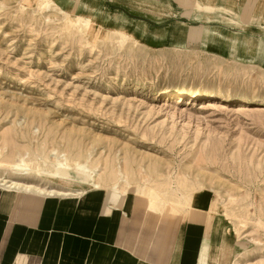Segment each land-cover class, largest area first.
I'll list each match as a JSON object with an SVG mask.
<instances>
[{
	"label": "rangeland",
	"instance_id": "374dc122",
	"mask_svg": "<svg viewBox=\"0 0 264 264\" xmlns=\"http://www.w3.org/2000/svg\"><path fill=\"white\" fill-rule=\"evenodd\" d=\"M173 1L0 0V181L73 192L42 174L83 165L121 208L205 211L225 264H264V30L239 27L243 6Z\"/></svg>",
	"mask_w": 264,
	"mask_h": 264
},
{
	"label": "crops",
	"instance_id": "0c3cea01",
	"mask_svg": "<svg viewBox=\"0 0 264 264\" xmlns=\"http://www.w3.org/2000/svg\"><path fill=\"white\" fill-rule=\"evenodd\" d=\"M115 1L166 11V5L157 0ZM216 1L219 5L243 6L240 17H235L241 21L239 27L251 34L264 30V23L259 21L264 18V0ZM171 4L182 12L173 0ZM106 6L110 7L108 1ZM177 19L182 22L175 23L188 22ZM248 19H257L261 27H246ZM221 21L227 23L229 19L223 17ZM108 190L47 196L0 187V264H225L228 241H222L220 235L211 237L201 222L209 213L191 212L183 216H187L186 222L182 216L165 220L134 207L133 201L121 208L129 193ZM228 264H232L230 260Z\"/></svg>",
	"mask_w": 264,
	"mask_h": 264
},
{
	"label": "bare ground",
	"instance_id": "6f19581e",
	"mask_svg": "<svg viewBox=\"0 0 264 264\" xmlns=\"http://www.w3.org/2000/svg\"><path fill=\"white\" fill-rule=\"evenodd\" d=\"M180 93H184L183 91H179ZM181 96V95H180ZM17 170H24L25 164L22 161H18L17 164L14 167ZM76 173L71 174L70 171H73ZM73 170H70V167L67 166L66 161L60 162L56 161V170L55 173H45L42 174L43 176H46L47 178L60 182L66 186L70 187H77L78 190L76 191H71L65 187L64 191H43L42 188L39 189L38 187H30L28 185L24 184H18L12 181H6V180H1L0 183L5 186V188H20L21 190L24 191H30L31 188L35 190L36 193L47 195V196H53V195H58V196H70V195H81L85 193L88 190H97L100 188L99 183L96 181V175L93 172H90L85 166L75 164L73 167ZM117 183H126V180L124 179V176L119 172L118 180ZM111 189H119L118 185L115 184ZM122 193H125V190L121 191ZM216 199L221 200V197L216 193ZM153 197V196H152ZM239 251L236 249L234 253V257L239 256Z\"/></svg>",
	"mask_w": 264,
	"mask_h": 264
}]
</instances>
